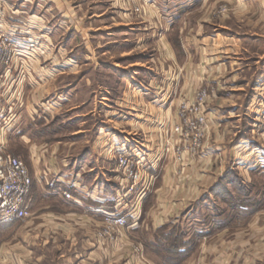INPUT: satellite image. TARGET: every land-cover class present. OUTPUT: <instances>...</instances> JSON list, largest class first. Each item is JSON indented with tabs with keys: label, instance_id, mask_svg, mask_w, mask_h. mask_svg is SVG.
<instances>
[{
	"label": "crops",
	"instance_id": "0c3cea01",
	"mask_svg": "<svg viewBox=\"0 0 264 264\" xmlns=\"http://www.w3.org/2000/svg\"><path fill=\"white\" fill-rule=\"evenodd\" d=\"M139 7L143 12L134 13ZM0 25L13 33L19 46L27 40L41 41L45 52H57L69 65L54 67V74L36 63L0 67V126L3 120L9 123L7 130H0V145L27 163L32 179L31 216L23 223L0 225V264H137L134 245L141 247L142 263H138L153 264L142 247H149L170 228H182L173 223L180 204H167L200 198L228 166L224 175L264 177V170L258 169H264V151L255 166L246 153H238L250 142L251 110L260 107L253 111L259 113L264 108L261 83L256 84L258 92L250 93L255 83L246 76L253 70L264 78V0H149L147 4L141 0L127 4L121 0H0ZM104 56H110L108 62ZM87 65L95 73L86 82L97 89L107 110L95 132L99 143L92 159L86 151L68 155L48 139L57 132L48 124L61 118L62 105L71 96V84L60 89L57 80ZM101 71L107 79L98 75ZM202 87L214 91L207 112L215 138L202 156L186 158L180 169L169 157L160 156L165 125L175 122L178 103L191 100ZM240 92H244L242 102ZM242 120L246 128L240 133ZM230 131L234 136L240 133L239 142L228 147L216 142L220 134L228 137ZM122 144L156 180L140 203L137 225L111 242L100 240L98 233L103 217L119 211L120 176L112 150ZM218 155L227 159L210 172L207 164ZM201 164L205 170L199 171ZM64 192L72 199H65ZM259 216L249 220L254 225L238 223L232 235L222 230L216 237L198 240V249L190 244L186 263L264 264V223L257 221ZM38 244L58 249V254L36 255Z\"/></svg>",
	"mask_w": 264,
	"mask_h": 264
},
{
	"label": "rangeland",
	"instance_id": "374dc122",
	"mask_svg": "<svg viewBox=\"0 0 264 264\" xmlns=\"http://www.w3.org/2000/svg\"><path fill=\"white\" fill-rule=\"evenodd\" d=\"M121 1H122V3L124 2V4H127V2L131 3L132 0H121ZM141 1L143 3L147 4V1H149V0H141ZM222 9H224V8H222ZM222 9L220 11H222ZM133 11H134V13H139V12L142 13L143 12V10L140 7L134 8ZM1 29L4 31V29L2 27H1ZM5 32L9 33L8 31H5ZM118 35H120V34H118ZM13 45H14L13 47H15L17 50V55L15 57L16 59H14L12 62H10L6 67H25V66L26 67H33V66H35L34 64L36 63V64H38V67H46V68L49 67V70L51 71L52 74L56 73V72L52 71V70H54V67H62V65H64V67H69L68 64L63 62V57L60 54H58L57 52H50V51L45 52V49L43 48L41 41L27 40L26 43L24 41L23 46H19L18 43H16L13 40ZM152 46H153V44H152ZM109 57L110 56H106L104 59L108 62ZM113 59H117V58L115 57ZM72 62L73 61L71 60L70 65L72 64ZM0 67H4V66L0 65ZM81 69L79 70V68H78L79 72L77 74H75V71H74L72 74H70V77L67 76V77H64L63 79H60V80L58 79L56 82V84L58 85L57 87H59L60 89H62V88L64 89L66 84H71L69 86V89H68V93L71 96H70L69 102H67V103L65 102V105H62L63 108L59 113V115H60L59 117H61L62 119L61 118H55L53 122L48 124V127H50L54 131H57V132H54L51 135V137L49 136L48 139L51 142V144H53V145L58 144L59 147H64V149H66L65 153L68 152V155L77 156V155L82 154L86 151V153H87L86 156H89V158L92 159L93 158L92 156L93 155L95 156V151H94L95 144L99 143V142H97V135L95 132H96L97 128L99 127V125L102 123L101 121H105L104 115H107V113H106L107 110H106V106H104V104L102 103L103 101L100 99V97H101L100 93L97 92V89H95V87H90L88 85V83L86 82L91 77H94L95 70H94L93 66L87 65L85 67L83 66V68H81ZM103 73H105V72L101 71V73L99 72L98 75H101L102 76L101 78L103 80H105L107 78ZM246 74H247L246 75L247 79H250V81H254V83H255V85L252 84L249 87L250 93H253L254 91L258 92V90H255V89H256V87H258V85L256 86V84H259V83H261V86H262V90H260V88H259V91H261V93H263V91H264V89H263L264 88V78L263 77H262L263 79L260 78V75L257 76V73H255L253 70H250ZM255 74H256V76H255ZM24 78H25V76L22 73L21 79H24ZM96 78H97V74H96ZM79 80H81L80 83H79ZM245 91L248 94H250L247 89ZM239 96L241 97L239 99V102H242L244 99V92H240ZM181 101H189V100H181ZM181 101H180V103H181ZM180 103H178L175 122H173L171 124L166 123V125H165L167 127V136L165 137L162 149H167V154L165 156L170 158L172 164L175 167H180V169H182V167H184L183 165L186 161V158H191V157H188V156L182 157V159L179 160V158H177V156L174 155V153L172 152L174 147L176 148L177 146H179V143L177 142V138H176V141L173 142L174 138L172 136H174V133H173L174 126L176 125V123H178V111H179ZM257 105H259V104H257ZM262 105L264 106V102L262 103ZM259 108L260 107L253 108L250 112L251 117L254 120L253 123H255L257 117L259 116L258 114L262 113L264 111V108H263L259 113L253 112L255 109L259 110ZM47 111L52 112L54 110H50L48 108ZM233 121L234 120H231V122L235 125V122H233ZM6 122H7V125H4L3 127L7 130L8 128H6V126H8L9 123H8V120ZM169 127H170V129H169ZM0 128H2V123H1ZM244 128H246V122H244L242 120L241 124H240V129H241L240 133H241V131H243L242 129H244ZM240 133L237 134L236 136H234L232 134V132L230 131V134L228 137L227 136L224 137L222 134H220L219 137L216 138V140H217L216 142L220 143L221 145L225 144L227 147L230 145H234L235 142H239V138H238L239 136L238 135H240ZM248 133H249V137H247V138L250 142H246V144L244 146L239 147L238 153H246V156H249V159L251 161H254V162H252V164H253V166H255L256 165L255 162L258 158L257 156H259V152L264 151V147L263 148L262 147L257 148V146H255V147L252 146V144L260 143V141H259L258 137H256L255 135H252V133H250V131ZM13 135L14 134H12V136ZM174 137H176V136H174ZM214 138L215 137L212 134V131L210 128L208 131L207 137L204 140V145L205 146L209 145L212 142V140H214ZM166 143L169 144L168 147L166 146ZM221 145H219V146L221 147ZM246 148L248 149L247 151H246ZM59 149L61 150L62 148H59ZM254 149H258L259 152L258 153L255 152V154H253L252 151H254ZM241 150H242V152H241ZM250 152H252V153H250ZM219 153H221V152H219ZM225 155L227 156L228 159L224 158L225 156H223V155L222 156L218 155L214 159H211V163L210 164L208 163L206 168H211V170H210V172H211L212 169L214 170V169L220 167V165H221L220 160L221 159L222 160L227 159V161H230L229 160L230 158L228 156L229 154L227 153ZM233 155L234 156L237 155L236 151L233 152ZM234 156L232 157V159L234 158ZM259 157H261V156H259ZM254 158H255V160H254ZM250 160H249V165H251ZM21 161L24 162L23 160H21ZM24 164L26 165L27 163L24 162ZM204 166H205L204 164H201L198 167L199 171L201 169H203ZM245 167H246V165H245ZM228 168H229V166L225 167L223 169V171H222L223 175L218 176V178L213 182L212 187L214 188L215 186L222 184L223 186H221V185L220 186L222 188L225 186V189L233 195V199H231V201H229L228 203L223 202V197H222L223 196V193H222L223 189L222 188L219 189L218 191H215L216 193L214 192L213 194L208 195L209 189L212 188V187H210L206 192H204L203 194H200V195H203L200 198H196V199H192V200H186V201L180 200L181 199L180 198V199H177L176 201H172L170 203L168 202L169 204H167V205L177 206L178 204H180V206H178V209H177L180 214L177 215L175 222H173V223L181 224L182 225L181 231H179V232H178V230L175 231L173 228H170V230H166L167 231L166 235H165L166 237L165 236L159 237L160 238L159 243H160L161 248H159L157 246L151 247L152 243L148 244V246H150V247H146L147 245H145V247H142V249H144V253L147 256L146 258L148 260L152 261L153 264H173L174 263V255H172V253H171V251H172L171 248H173V246H171V245H173L179 241L180 238L178 239V241L174 242L175 241L174 237H176L178 234H182V236H183L182 239L187 243L186 247H189L190 244H192V246L195 247L198 240L199 241L205 240L209 236L210 237H216L217 235L221 234L222 230H224V232L229 230V231H231V232H229L230 235H232L236 229V228L234 229V226H237L238 223L239 224H245V225L256 224V223H253V221L252 222L249 221L250 219H252L254 214H255V216L257 214L258 215L262 214V216L258 217L259 220H257V221L260 224L264 223V216H263L264 215L263 214L264 213V177L259 176V175H255V174L247 175L248 173H244V174L240 173L239 174V173L235 172L233 175L226 173V174L230 175L229 177H233L232 181L230 183H227L228 178L223 177V176L226 175V174L224 175V172ZM204 170H205V168H204ZM218 179H220V180H218ZM154 183H153V186H154ZM241 184L243 186H240ZM239 187H241V188H239ZM236 188H239L238 192L236 191ZM225 189L223 191H225ZM186 190H187V188H186ZM190 190H191V188L189 189V191ZM243 202H246V203H249L252 205H256V209H255L256 211H254L252 213L251 217H247V218L242 217V218L234 219V221H232L227 227L220 228V229L216 228V226H217L216 224L213 225L215 222L212 224V221H214L216 219L215 215L221 213L223 210L226 211V209L231 208L233 205H236L238 203H243ZM199 214H201V215H199ZM197 215H198V218H197ZM203 217H206L208 219V221H209L208 225L209 226L207 227V229L210 231L212 230V231H211V233H209L210 235L205 236L206 235L205 234V235L197 236L198 234H201L202 226L198 227V223L200 224L201 222H203V219H201ZM168 223L169 222H167L165 224H168ZM2 225H4V224H2ZM195 229L198 232H194ZM232 229H234L233 232H232ZM205 232L207 233V230ZM225 233H227V232H225ZM249 233H250V235H254L253 231H249ZM121 236H122V234H121ZM119 239H121V237H119ZM39 246H40L39 244H38V246H36V245L34 246V248H35L34 254H36V255L42 254V255L47 256V257H50V256L53 257L56 254H58V249L45 247V244H43L40 247ZM136 246L137 245L132 246V248L130 247L131 250L134 251V247H136ZM204 246H205V244H204ZM169 247H171V248H169ZM218 247L220 248L219 244H218ZM60 248H62V247H60ZM195 248L198 249L199 248L198 245ZM141 258H142L141 256L137 255V257L136 256L133 257V262L134 263L137 262V264H139L138 260L141 262V260H140ZM186 260L187 259H185L183 261L184 264H187L190 262L189 258L187 261ZM183 262L182 263L180 262V264H183Z\"/></svg>",
	"mask_w": 264,
	"mask_h": 264
},
{
	"label": "built area",
	"instance_id": "2783aa9c",
	"mask_svg": "<svg viewBox=\"0 0 264 264\" xmlns=\"http://www.w3.org/2000/svg\"><path fill=\"white\" fill-rule=\"evenodd\" d=\"M222 12H225V9H222ZM12 34L3 31L0 26V65L5 69L10 68L6 66L16 59L17 55V50L13 47ZM213 92L212 89L202 87L191 100L181 101L178 123L173 129L179 146L172 150L179 160L182 157H198L204 154L206 147L204 140L210 129L207 104ZM258 115L251 133L258 137L259 145L263 148L264 111ZM4 125H7L5 120L2 121L0 130L4 131ZM254 151L259 152L258 149ZM112 152L115 154L117 172L120 176L117 196L119 211L103 217L102 228L98 233L100 240L111 242L118 240L127 228L137 225L140 203L156 180L146 173L145 168L138 165L133 151L125 144L117 145ZM166 154L167 149H162L160 156ZM31 187L32 179L27 166L19 158L5 152L3 145H0V225L23 223L31 216L29 210ZM63 196L67 200L72 199L68 192H64ZM134 253L136 257L142 256L141 247H134Z\"/></svg>",
	"mask_w": 264,
	"mask_h": 264
},
{
	"label": "trees",
	"instance_id": "16d2710c",
	"mask_svg": "<svg viewBox=\"0 0 264 264\" xmlns=\"http://www.w3.org/2000/svg\"><path fill=\"white\" fill-rule=\"evenodd\" d=\"M258 169L259 170L261 169V171L264 170L260 167H258ZM234 173L235 172L231 173V175H233ZM232 178L233 177H229L227 179V181L231 182ZM220 185L223 186L222 184H220ZM220 185H217L214 188H212L210 193L213 194L215 191H218L219 189H221L222 187ZM240 186H243V185L241 184ZM239 188H241V187H239ZM239 188H236L237 192L239 191ZM222 189L224 190L225 186ZM223 190H222L223 202L228 203L229 201H231V199H233V195L229 191H227L226 189H225V191H223ZM255 209H256V205H252V204H249L246 202L238 203L236 205H233L231 208L226 209V211L223 210L224 212L222 211L221 213L215 215L216 219L214 221H212V224L215 222L213 225L216 224L217 225L216 228L220 229L222 227L229 225L232 221H234V219H238V218H242V217L243 218L250 217L252 215V213L254 211H256ZM199 215H201V214H199ZM197 217H198V215H197ZM201 219H203V222H201L200 224L198 223V227L202 226V230H201V234H198V235L201 236V235H205L207 233H211L212 230L210 231L207 229V227L209 226L208 225V223H209L208 219L206 217H203ZM174 230L175 231L178 230V232L181 231L178 228L174 229ZM206 230H207V233L205 232ZM160 236H161V234H160ZM182 238H183L182 234H178L176 237H174V239H175L174 242L178 241V239H179V241L176 242L175 244L171 245V246H173V248L169 247L172 249V251H171L172 255H174V263L173 264H180V262L183 261L188 256L189 247H186L187 243ZM159 241H160V239H158V237H157L156 241L151 245V247L157 246V247L161 248Z\"/></svg>",
	"mask_w": 264,
	"mask_h": 264
}]
</instances>
